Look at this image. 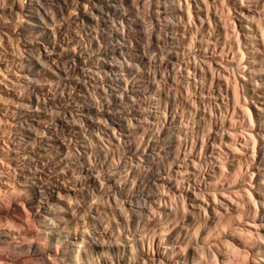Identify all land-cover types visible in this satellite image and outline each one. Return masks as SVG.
Returning <instances> with one entry per match:
<instances>
[{
  "label": "clouds",
  "instance_id": "9594fccd",
  "mask_svg": "<svg viewBox=\"0 0 264 264\" xmlns=\"http://www.w3.org/2000/svg\"><path fill=\"white\" fill-rule=\"evenodd\" d=\"M87 2L0 0V264H264V105L257 127L187 75L264 97V0H213L228 41Z\"/></svg>",
  "mask_w": 264,
  "mask_h": 264
},
{
  "label": "bare ground",
  "instance_id": "6f19581e",
  "mask_svg": "<svg viewBox=\"0 0 264 264\" xmlns=\"http://www.w3.org/2000/svg\"><path fill=\"white\" fill-rule=\"evenodd\" d=\"M177 1V0H176ZM190 0H185L186 7L181 4V0H179L177 3L175 0H156L155 3H153L152 7L150 8V14L152 15V23L154 27L158 25H162L165 29V31L169 32L170 38H175L179 36L180 39H184V34L186 31L185 23H184V18L182 17L183 13L185 15V12L187 13V17L190 21V24L195 27L198 26L197 22L195 19H198L201 24H203L204 19L201 16L202 11L206 12L205 17H206V23H208V28H215L216 27V21H220V27L217 29V31L222 32L224 35L221 38L223 41H228L229 39V32H228V24L226 20L223 19L221 14L218 15L217 9L212 10L213 8L210 7V5L213 3L210 2L209 0H193L195 2L194 6L191 7V4L189 2ZM94 2V0H93ZM81 4L83 7L81 10L77 13L82 17V19L85 20L87 23L88 20L92 19V16L95 15V9L92 7V3H88L87 0H81ZM129 5L126 3L125 7H128ZM87 8L89 12L92 13L90 16L88 12L84 11V8ZM97 7H103V5H97ZM186 8V9H185ZM196 8L198 11V15L194 16L193 15V9ZM205 10H204V9ZM105 12H108L107 7L104 8ZM212 10V11H211ZM211 12L213 17H211ZM180 13V14H179ZM108 15H112L111 12H108ZM183 19V20H182ZM187 19V20H188ZM178 20L179 23H173L172 21ZM186 20V19H185ZM233 26L236 28L238 31V25L235 24V21H233ZM133 27L135 25L133 24ZM199 27H197L198 29ZM184 30V32L181 34L180 31ZM189 31V29H188ZM187 31V32H188ZM186 32V34H187ZM189 33L192 34L190 31ZM190 35V34H189ZM188 35V36H189ZM191 38V36H189ZM188 38V37H187ZM97 40H99V36H97ZM102 44L103 41H100ZM222 47L217 50L218 53L223 54L225 51V45L223 43ZM93 46H96V43H93ZM217 49V47H216ZM78 63L80 61H77ZM173 63H175V58H173ZM109 67H115L113 65H109ZM184 68L183 65H180V70ZM224 68L227 69L228 65L225 64ZM107 71V68L104 69ZM184 69H182L181 72H183ZM187 71L189 73V78L191 77L190 75H193L194 80H192L193 83L197 84L200 88L206 89L211 92L212 96L217 100H221L222 104L216 101L217 104L222 105L223 107L220 109L222 111H232L235 113H240L243 114L246 110L250 121L252 124L257 125L258 127V121L261 118L262 112V106H259L254 102V110L251 111L250 109V99H248V94L251 97V89L250 88H245L243 94L241 93V85L240 81L238 78H233L229 77L226 71H220V64L219 63H212L209 61L208 64L205 65H200L198 61H194L193 65L189 66L187 68ZM214 72H219V75H215ZM187 73V74H188ZM213 87L216 88L215 92L213 90ZM214 88V89H215ZM255 95L254 93H252ZM205 95V92H204ZM206 96V95H205ZM197 108H199V105H197ZM256 118V119H255ZM225 144L228 143L227 139H230V137H225ZM259 146H257L258 148ZM230 151V149H228ZM227 151V150H225ZM259 159V158H258ZM253 197L254 193H253Z\"/></svg>",
  "mask_w": 264,
  "mask_h": 264
},
{
  "label": "rangeland",
  "instance_id": "374dc122",
  "mask_svg": "<svg viewBox=\"0 0 264 264\" xmlns=\"http://www.w3.org/2000/svg\"><path fill=\"white\" fill-rule=\"evenodd\" d=\"M179 0H175V2H177V3H180V2H178ZM210 2H212V0H209ZM190 2V4H191V7L192 6H194V4H195V2L193 1V0H190L189 1ZM181 4H185V0H181ZM185 7H186V4L184 5ZM186 9V8H185ZM193 10V15L194 16H197L198 15V11H197V9L196 8H192ZM204 9V8H203ZM205 10V9H204ZM212 10H215V8H213ZM211 10V11H212ZM201 13V16L203 17V19H204V23L203 24H201L200 22H199V20L198 19H195V21L197 22V24H198V26L197 27H199L198 29H200L201 28V25H203V28L204 29H207L208 28V23H206L207 21V19H206V17H205V13L206 12H204V11H202V12H200ZM212 13L213 12H211V17H213V15H212ZM180 14V13H179ZM183 16V18H184V23H185V27H186V25H187V27H186V31H185V34H184V36L185 37H188L189 39H190V37L189 36H191L192 34L191 33H189L190 31H191V29H192V25L190 24V21H189V19H188V15H187V13L185 12V15H184V13L182 14ZM219 15V14H218ZM222 16V15H221ZM186 19V20H185ZM188 19V20H187ZM227 22V21H226ZM196 27V28H197ZM188 29H189V31H188ZM188 31V32H187ZM184 32V30H181L180 31V33L182 34ZM186 32H187V34H186ZM190 34V35H189ZM189 35V36H188ZM184 37V38H185ZM222 47V44H219L218 46H217V49H216V51L217 50H219L220 48ZM183 67H184V65H183ZM182 69H184V68H182ZM182 69H181V71H182ZM184 71V70H183ZM187 73H188V71H187ZM188 76H189V73L187 74ZM191 77L189 78L190 80H193V75L191 74L190 75ZM239 79V81H240V79L241 78H238ZM215 87H213V90H214V92H215V90H216V88L214 89ZM205 91V95L207 96L208 95V90H206V89H204ZM250 93H251V97H253V98H250V95L248 94V99H250V101H251V103H250V109H251V111H253L254 110V108H255V106H254V102H256V104L257 105H259V106H262V105H264V97H261L259 94H255V95H253L252 93V90L250 91ZM214 98V97H213ZM218 100V102L219 103H221L222 104V102H221V100H219V99H217ZM216 100V101H217ZM256 119V118H255ZM228 141L230 140V139H227ZM225 150H227V151H229L228 150V148H225ZM259 155H260V152H259V147L257 148V159L259 158ZM254 196H255V193H254Z\"/></svg>",
  "mask_w": 264,
  "mask_h": 264
}]
</instances>
